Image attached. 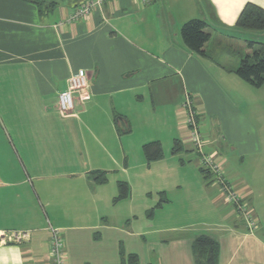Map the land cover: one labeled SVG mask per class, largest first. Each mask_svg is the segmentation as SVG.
Segmentation results:
<instances>
[{
  "label": "crops",
  "instance_id": "1",
  "mask_svg": "<svg viewBox=\"0 0 264 264\" xmlns=\"http://www.w3.org/2000/svg\"><path fill=\"white\" fill-rule=\"evenodd\" d=\"M84 1L60 0L41 15L31 1L0 0V264H51L49 226L63 237L67 264H197L199 234L217 241V264H264V206L247 175L262 164V132L241 94L251 85L233 72L239 60L228 66L209 50L214 39L264 46V31L235 27L245 4L264 9V0H97L70 20ZM195 18L210 34L206 57L180 35ZM76 72L86 74L88 99L75 94L62 112L58 95ZM185 94L204 153L251 205L256 228L201 167L182 121ZM154 141L163 157L148 162L142 147ZM119 182L129 195L115 200ZM185 187L203 194L206 221L183 222L196 212ZM11 232L27 238L12 242Z\"/></svg>",
  "mask_w": 264,
  "mask_h": 264
},
{
  "label": "trees",
  "instance_id": "2",
  "mask_svg": "<svg viewBox=\"0 0 264 264\" xmlns=\"http://www.w3.org/2000/svg\"><path fill=\"white\" fill-rule=\"evenodd\" d=\"M34 3L39 14L47 13L57 6L60 0H28ZM235 27L242 30L264 31V9L247 3L241 10ZM207 24L203 19H191L185 22L180 28V35L184 45L191 52L206 57L204 45L209 40L210 34L206 30ZM246 48L249 53L238 54L239 62L233 70L234 74L253 87H260L264 84V46L256 41H247ZM119 118V117H118ZM180 144L175 142L173 152L179 148ZM143 153L148 162L158 160L163 157V151L159 142H149L143 147ZM201 171L208 175L207 171ZM90 176L97 183L106 181V174L102 171H93ZM118 195L115 200L126 198L129 195V187L125 182L118 183ZM165 201L162 197L155 206L159 207ZM192 250L197 264H217L219 255V245L212 237L199 234L192 241Z\"/></svg>",
  "mask_w": 264,
  "mask_h": 264
},
{
  "label": "built area",
  "instance_id": "3",
  "mask_svg": "<svg viewBox=\"0 0 264 264\" xmlns=\"http://www.w3.org/2000/svg\"><path fill=\"white\" fill-rule=\"evenodd\" d=\"M99 5L97 0H86L74 8L69 15L70 20H79L89 15L91 9ZM88 86L86 74L76 72L68 78V84L65 91L58 95L57 106L62 112H69L73 109V98L77 94L82 100L88 99V94L85 89ZM183 113V124L187 129L191 143L194 145L200 157L201 167L212 174L214 182L218 184L227 201L231 202L235 210L246 223L249 230L256 228L257 220L254 217L251 209L241 201L239 194L235 192L232 186L225 180L222 165L217 161L212 154L204 153L205 140L203 139L197 121L198 112L193 104L191 96L185 94L184 101L181 105ZM51 232V240L49 247L50 263L51 264H67L66 252L63 237L58 229L49 226ZM27 238L24 232H11L8 239L12 242H23ZM6 239L4 235H0V242Z\"/></svg>",
  "mask_w": 264,
  "mask_h": 264
},
{
  "label": "rangeland",
  "instance_id": "4",
  "mask_svg": "<svg viewBox=\"0 0 264 264\" xmlns=\"http://www.w3.org/2000/svg\"><path fill=\"white\" fill-rule=\"evenodd\" d=\"M246 48L245 43H239L235 41H215L212 40L211 44L209 46V50L211 51L215 59L221 63H224L225 65L231 66L233 63L237 62L238 59V54H236L234 51H239L242 54H245L243 51ZM229 51V52H228ZM248 90V89H247ZM242 95H245L248 97V99L251 101V105H248V111L251 112L253 118V121L256 123L257 130L262 132V151H263V160L261 164V159L258 162V166L254 165L252 166L253 172H248L247 175L251 179V181H255L256 185L260 188V200H258L257 204L259 206H264V85L260 87H253L249 86L248 94H244L241 92ZM246 98V97H245ZM200 130V129H199ZM226 168V166L224 167ZM258 168V169H257ZM257 169V171L255 170ZM226 172L230 173L229 169L226 168ZM200 176V175H199ZM186 186V185H185ZM186 188V187H185ZM185 190V194L189 193L195 197V203L196 206H194V209H196V212H194V216H190V218H187L183 220V222H197V221H206L207 220V214L210 211V208L208 207L207 204H204L203 202H206L203 194L200 192H195L193 189H189L187 187ZM209 191V189L204 190V193L206 191ZM214 192V191H213ZM215 193V192H214ZM207 198L210 196L206 193ZM150 198V197H149ZM148 198H145L147 200ZM247 203V200H245ZM151 202V201H150ZM248 204V203H247ZM249 205V204H248ZM251 206V205H250ZM249 206V207H250ZM251 208V207H250ZM252 209V208H251ZM261 212L264 210V208H261ZM253 212L255 210L253 209ZM206 217V218H202ZM264 218V217H263ZM262 222H264V219L260 218L259 226H262Z\"/></svg>",
  "mask_w": 264,
  "mask_h": 264
}]
</instances>
